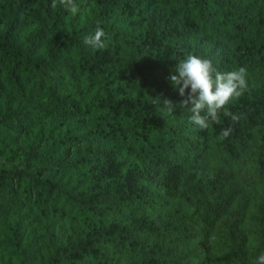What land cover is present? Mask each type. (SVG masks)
Wrapping results in <instances>:
<instances>
[{"label":"trees","instance_id":"trees-1","mask_svg":"<svg viewBox=\"0 0 264 264\" xmlns=\"http://www.w3.org/2000/svg\"><path fill=\"white\" fill-rule=\"evenodd\" d=\"M51 3L0 0V264H252L264 0H76L75 15ZM98 25L102 50L83 43ZM189 54L247 67L237 123L201 130L164 110Z\"/></svg>","mask_w":264,"mask_h":264},{"label":"clouds","instance_id":"clouds-1","mask_svg":"<svg viewBox=\"0 0 264 264\" xmlns=\"http://www.w3.org/2000/svg\"><path fill=\"white\" fill-rule=\"evenodd\" d=\"M59 4L74 15L80 11L76 0H59ZM51 7H57V0H52ZM106 41L105 30L98 25L93 33L84 37L83 43L94 50H102L108 46ZM168 81L181 97L178 103L167 99L163 101L164 110L168 114L173 113L176 108L186 110L189 113V122L201 130L219 124L221 116L229 118L233 124L242 118L228 106L243 96L249 88L246 66L220 71L212 59L189 54L175 63L169 72ZM232 130V127L222 128L220 137L228 138ZM252 264H264V251L256 255Z\"/></svg>","mask_w":264,"mask_h":264}]
</instances>
